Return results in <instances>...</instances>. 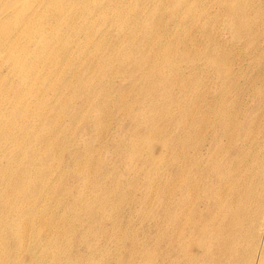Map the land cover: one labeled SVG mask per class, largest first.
<instances>
[{"label": "rangeland", "instance_id": "obj_1", "mask_svg": "<svg viewBox=\"0 0 264 264\" xmlns=\"http://www.w3.org/2000/svg\"><path fill=\"white\" fill-rule=\"evenodd\" d=\"M75 1L74 34L15 65L0 30V255L264 264V0ZM13 2L21 36L50 1Z\"/></svg>", "mask_w": 264, "mask_h": 264}, {"label": "bare ground", "instance_id": "obj_2", "mask_svg": "<svg viewBox=\"0 0 264 264\" xmlns=\"http://www.w3.org/2000/svg\"><path fill=\"white\" fill-rule=\"evenodd\" d=\"M12 1L13 0H0V16L6 14L9 9H11L12 6H10L9 3ZM49 1L50 2L46 4V9L44 8L35 15L32 20L24 23L21 36L18 31L14 32L12 29L18 25H13L10 29L6 28V23L0 25L1 34L8 44V57L12 60L14 65L18 63L20 58V55L16 54V52H22V47L24 45L23 38L29 36L31 41L36 42V49L41 48L42 52H44L47 47L50 48L52 43L61 44L60 38L62 36L67 35L70 37L74 34L75 30L78 29V17L83 14V6L79 7L75 0ZM20 2L26 5L29 0H14L13 4L19 5ZM74 5L79 7V9L74 10ZM20 22L21 20H18L17 24H20ZM46 25L48 28L45 27ZM64 55L63 62H69L70 56L68 54ZM46 66L48 67L45 71L46 78L56 83L62 66L61 58L58 59L56 54H52ZM11 231L12 232L8 234L6 238H11L10 236L12 233H18L19 237H22L23 242L26 243V249H28V251L37 254L41 249V230L34 229L33 232L28 235L27 225L21 224L14 232L13 229H11ZM0 264H22V261L17 251L14 253L5 252L0 255Z\"/></svg>", "mask_w": 264, "mask_h": 264}]
</instances>
